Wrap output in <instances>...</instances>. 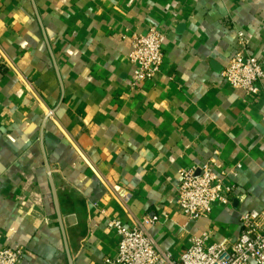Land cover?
I'll use <instances>...</instances> for the list:
<instances>
[{
    "label": "crops",
    "instance_id": "1",
    "mask_svg": "<svg viewBox=\"0 0 264 264\" xmlns=\"http://www.w3.org/2000/svg\"><path fill=\"white\" fill-rule=\"evenodd\" d=\"M151 27L164 61L134 86L131 38ZM241 35L264 60V0H0V244L24 247L19 264H69L47 161L74 264L117 256L111 219L175 260L207 231L234 243L264 209V93L222 77ZM209 162L230 204L193 220L181 171Z\"/></svg>",
    "mask_w": 264,
    "mask_h": 264
},
{
    "label": "built area",
    "instance_id": "2",
    "mask_svg": "<svg viewBox=\"0 0 264 264\" xmlns=\"http://www.w3.org/2000/svg\"><path fill=\"white\" fill-rule=\"evenodd\" d=\"M164 34L156 27L147 33H134L131 38L129 60L136 66L132 85L152 79L164 61ZM246 41L241 35L239 49L222 71V77L234 89L249 96L264 93V60L246 52ZM213 163L184 169L177 189V206L190 219L208 216L215 204H230L233 186L224 180ZM129 194L121 196L124 203ZM160 221L156 215L148 216L146 223ZM108 226L119 234L118 253L110 264H264V209L241 216V232L232 244L210 243L211 232L194 236L181 258L162 250L151 234L143 227H130L119 219H111ZM23 246L0 244V264H19L24 256Z\"/></svg>",
    "mask_w": 264,
    "mask_h": 264
},
{
    "label": "water",
    "instance_id": "3",
    "mask_svg": "<svg viewBox=\"0 0 264 264\" xmlns=\"http://www.w3.org/2000/svg\"><path fill=\"white\" fill-rule=\"evenodd\" d=\"M42 142H43V136H42ZM47 168H48L49 180H50V184H51V188H52V194H53L54 204H55V208H56V213H57L60 228H61V231H62V234L64 237L65 248H66V252L68 255L69 264H74L72 256H71L70 248L68 245V241H67L66 231H65V227H64V223H63V215H62V211H61V207H60V203H59V198H58V194H57L55 181H54L52 171H51V167H50L48 161H47Z\"/></svg>",
    "mask_w": 264,
    "mask_h": 264
}]
</instances>
